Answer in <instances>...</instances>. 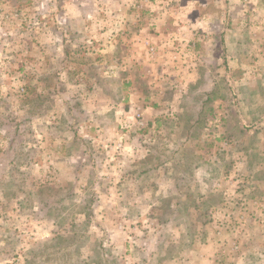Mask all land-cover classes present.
Masks as SVG:
<instances>
[{
  "label": "rangeland",
  "instance_id": "rangeland-1",
  "mask_svg": "<svg viewBox=\"0 0 264 264\" xmlns=\"http://www.w3.org/2000/svg\"><path fill=\"white\" fill-rule=\"evenodd\" d=\"M158 1L169 7L189 0L143 4ZM78 2L85 6L83 22L63 0H0V264H264V220L243 187L256 160L246 126L252 110L239 109L241 98L251 97L241 91L242 64L264 74V46L258 59L245 62L238 49L230 59L220 42L211 47L200 62L199 83L185 88L180 122L165 120L144 131L140 110L111 115L109 101L101 100H117L109 91L125 86L108 78L113 3ZM216 25L209 33L215 41ZM61 41L79 51L72 75L47 76L50 66L61 69ZM133 44L138 55L142 49L157 59L154 40L145 48ZM99 45L107 52L98 81L92 61ZM160 47L166 77L177 81L182 74L176 71L193 61V47L187 45L184 55L177 44L162 41ZM167 52L180 68L165 63ZM163 80L159 87L170 89V80ZM245 81L264 87V77ZM97 85L104 94L90 95ZM167 94L163 100L172 103ZM117 118L122 127L113 128ZM257 149H264V137ZM157 164L168 171L148 175L144 181L154 187L142 190L130 171Z\"/></svg>",
  "mask_w": 264,
  "mask_h": 264
},
{
  "label": "crops",
  "instance_id": "crops-1",
  "mask_svg": "<svg viewBox=\"0 0 264 264\" xmlns=\"http://www.w3.org/2000/svg\"><path fill=\"white\" fill-rule=\"evenodd\" d=\"M109 1L114 5V16L108 30V35L109 37L111 36V41H108L107 46L108 58L113 60L110 63V73L112 74L108 78L110 83L114 85L124 83L125 86L122 87L121 91H118L116 87L111 88L113 92L109 91V95L117 96V100L111 96L109 100L104 97L101 100L102 102L109 101L106 104L112 110L111 115L114 113L119 116V111L125 115L130 114L132 108L133 110L135 108L140 110L147 122V129L144 131H147L148 127H155L157 124H162V122L165 123V120L169 124L180 122L185 110L184 99L189 97L188 95L186 96L187 91L185 88L186 86H196L199 83L200 73L202 72L200 62L209 58L211 47L217 46L220 42L226 49V57L230 59L234 55H230V52L232 53L234 48L238 49L239 53H241V57L238 58L240 62H245L248 56H253L256 59L261 56L262 46H264L262 42L260 43V41H264V0H189L187 4L182 3L169 7L159 5L162 1H158V5L157 3L148 5V2L144 5V0H129L130 4L127 0ZM63 2L64 6L62 7L65 10L76 9V19L79 22L85 21L83 19L84 3H79L78 0H63ZM123 2L124 4L127 2V6L123 5ZM214 8H216V14H213ZM121 14L124 16H121ZM64 15V20H66L67 11L64 12ZM165 21L168 22L167 24L173 25L170 30L163 26ZM216 22L220 25V38L217 41L209 35L214 29ZM219 25L215 27L218 28ZM159 35L163 38L162 40L160 38L157 40V37H160ZM148 38L150 40H146ZM153 40L159 46L157 59L154 61L150 60L142 49L138 55L137 50L133 47V42H136L137 45L139 44L141 48H145L147 47L145 46V41ZM162 41H166L169 46L177 44L178 49L181 48L179 55H184L183 49L187 45L190 44L193 47L191 48L194 52L191 59L193 61L190 60L189 64L181 68L178 63H174L172 54L167 52V54L169 53L168 60L165 63H168L173 69L180 68L176 73L182 75L177 81L166 77L167 72L163 70L162 66L164 63L160 57V43ZM75 46L77 44H74ZM102 46L104 45H99L97 49L101 54L92 61L93 65L98 69L96 75L98 81L101 80L100 78H102L103 74L101 71L99 72V65L103 62L104 58L102 56H106L105 53L107 52ZM202 47L203 50L201 51ZM58 48V50L63 51V55L60 56L61 69L57 71L56 68L50 66L46 74L56 78L63 74L71 76L74 56L76 57V53L79 51L75 48L71 50L67 41H61ZM179 55L177 56L181 58ZM88 59L83 56L84 62ZM134 60H136V63ZM179 62L181 61L179 60ZM242 65L246 70L243 71L244 73L241 76L243 78L241 80V91L243 95L250 94L251 97H242L241 101H239V109L252 110L253 120L246 126L250 127V131H252L254 136L253 148L255 149L252 152L253 158L256 159L252 162L251 167H247L248 183L243 185L245 187L244 196L247 203L254 201L255 204L259 205V207H252L260 212V219L264 220V149H257L261 137H264V113L260 112L264 108L260 106L261 103L264 105V96H262L264 95V87H249L245 81L247 78H252L254 83L255 80L263 78L264 74L255 66ZM168 75L171 74L169 73ZM163 78L170 80V89L159 87L164 82ZM100 91L101 89L97 85V88H94L90 95L93 93L104 94V91L103 93L102 91L100 93ZM166 92L172 95L170 96L172 103L163 100V93ZM86 95L88 94L83 97L85 98ZM181 96L183 98L180 101ZM128 110L129 112H127ZM195 117L192 118L194 121ZM120 122L117 118L115 121H111L110 124L114 128V126H121ZM159 156L161 155L158 154L156 157ZM142 158H146V156ZM149 159L146 158L145 161L148 162ZM140 163H142L141 160L138 161L137 168ZM154 166L145 165L142 168L140 167L138 171L134 169L130 171L131 174H136L139 177L137 178L141 181L139 188H142V190L153 189L154 187V183L147 184L144 181V178H147L148 175L152 173H155L153 175L164 174L168 171L166 165L159 166L157 164ZM240 200L244 203L243 206L247 204L245 198ZM262 229L264 230V228ZM260 238L264 239V234L260 235Z\"/></svg>",
  "mask_w": 264,
  "mask_h": 264
},
{
  "label": "built area",
  "instance_id": "built-area-1",
  "mask_svg": "<svg viewBox=\"0 0 264 264\" xmlns=\"http://www.w3.org/2000/svg\"><path fill=\"white\" fill-rule=\"evenodd\" d=\"M151 50L154 51L155 49L152 48Z\"/></svg>",
  "mask_w": 264,
  "mask_h": 264
}]
</instances>
